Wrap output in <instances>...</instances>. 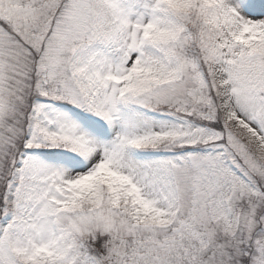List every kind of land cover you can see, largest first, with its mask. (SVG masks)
I'll list each match as a JSON object with an SVG mask.
<instances>
[{
    "label": "snow or ice",
    "instance_id": "obj_1",
    "mask_svg": "<svg viewBox=\"0 0 264 264\" xmlns=\"http://www.w3.org/2000/svg\"><path fill=\"white\" fill-rule=\"evenodd\" d=\"M0 264H264V0H0Z\"/></svg>",
    "mask_w": 264,
    "mask_h": 264
}]
</instances>
